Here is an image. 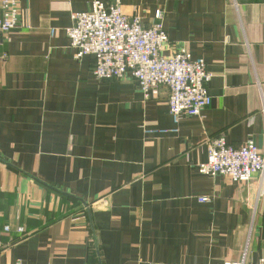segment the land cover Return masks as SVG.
Wrapping results in <instances>:
<instances>
[{
    "label": "crops",
    "instance_id": "1",
    "mask_svg": "<svg viewBox=\"0 0 264 264\" xmlns=\"http://www.w3.org/2000/svg\"><path fill=\"white\" fill-rule=\"evenodd\" d=\"M94 1L115 3L20 0L2 37L0 264H258L257 179L196 165L220 134L264 152V0H121L146 26L162 9L164 54L184 46L212 73L203 118L177 124L166 87L146 100L133 79L97 80L92 56L75 57L65 29Z\"/></svg>",
    "mask_w": 264,
    "mask_h": 264
},
{
    "label": "built area",
    "instance_id": "2",
    "mask_svg": "<svg viewBox=\"0 0 264 264\" xmlns=\"http://www.w3.org/2000/svg\"><path fill=\"white\" fill-rule=\"evenodd\" d=\"M20 6V0H0V46L2 37L18 28ZM153 16L154 23L146 26L138 15L130 18L124 14L121 0H115L113 5L94 1L89 10L71 13L73 21L65 34L77 59L92 56L97 80L133 79L146 100L155 99L164 86L168 90V114L174 123L182 117L203 118L202 111L211 103L208 82L212 73L202 58H193L184 46L164 54L169 43L163 28L164 11L158 8ZM6 56L2 53L0 58ZM207 151V161L196 165L201 174H220L237 184L256 178L259 193L264 191V152L252 139L233 146L220 134L209 139ZM18 231L24 233L23 228ZM258 264H264V257Z\"/></svg>",
    "mask_w": 264,
    "mask_h": 264
}]
</instances>
